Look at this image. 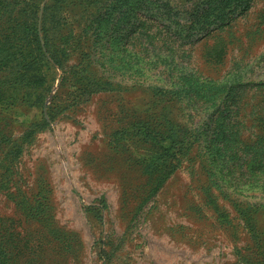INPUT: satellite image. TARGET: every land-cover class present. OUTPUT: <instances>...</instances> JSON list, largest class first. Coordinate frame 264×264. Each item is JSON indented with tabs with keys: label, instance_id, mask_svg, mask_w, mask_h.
<instances>
[{
	"label": "rangeland",
	"instance_id": "rangeland-1",
	"mask_svg": "<svg viewBox=\"0 0 264 264\" xmlns=\"http://www.w3.org/2000/svg\"><path fill=\"white\" fill-rule=\"evenodd\" d=\"M29 40L64 69L0 68V264H264V0H0Z\"/></svg>",
	"mask_w": 264,
	"mask_h": 264
},
{
	"label": "trees",
	"instance_id": "trees-1",
	"mask_svg": "<svg viewBox=\"0 0 264 264\" xmlns=\"http://www.w3.org/2000/svg\"><path fill=\"white\" fill-rule=\"evenodd\" d=\"M50 4H46L43 10V17L41 22V31L45 35L47 32V21L46 11L48 10ZM47 40V39H46ZM37 42H39L37 40ZM47 42V41H46ZM29 45L27 53H24L22 51L21 47H15L14 49H17L18 52L15 50H10L5 48H0V68L8 65L11 61V59H17L18 56L21 58V62L19 64L21 65L22 74L21 76L24 77L27 81V83L30 84H37V85H44L46 83V72L51 68L52 73L55 74L57 68L64 69L63 66V59L65 57V49H56L51 46H47L46 49H42L40 46V43L36 44V50H32L33 45L31 44L30 40L27 43ZM32 51H35L33 56H30L32 54ZM40 55V57H39ZM29 58V59H28ZM44 59L42 63H40V60ZM174 128H166V130L163 133H168V138L173 141V138L177 135L174 133Z\"/></svg>",
	"mask_w": 264,
	"mask_h": 264
}]
</instances>
